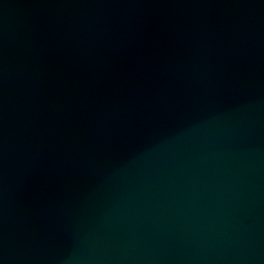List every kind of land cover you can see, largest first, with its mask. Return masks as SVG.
Masks as SVG:
<instances>
[{
    "label": "water",
    "instance_id": "obj_1",
    "mask_svg": "<svg viewBox=\"0 0 264 264\" xmlns=\"http://www.w3.org/2000/svg\"><path fill=\"white\" fill-rule=\"evenodd\" d=\"M0 264H264V0H0Z\"/></svg>",
    "mask_w": 264,
    "mask_h": 264
}]
</instances>
